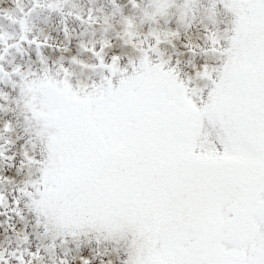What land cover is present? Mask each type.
Instances as JSON below:
<instances>
[{
  "label": "snow or ice",
  "instance_id": "snow-or-ice-1",
  "mask_svg": "<svg viewBox=\"0 0 264 264\" xmlns=\"http://www.w3.org/2000/svg\"><path fill=\"white\" fill-rule=\"evenodd\" d=\"M0 264H264V0H0Z\"/></svg>",
  "mask_w": 264,
  "mask_h": 264
}]
</instances>
